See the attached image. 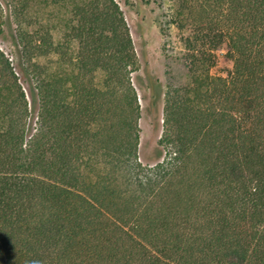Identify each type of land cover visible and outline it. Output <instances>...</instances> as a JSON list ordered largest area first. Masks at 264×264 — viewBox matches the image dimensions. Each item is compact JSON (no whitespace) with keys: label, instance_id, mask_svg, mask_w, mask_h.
Here are the masks:
<instances>
[{"label":"trees","instance_id":"trees-1","mask_svg":"<svg viewBox=\"0 0 264 264\" xmlns=\"http://www.w3.org/2000/svg\"><path fill=\"white\" fill-rule=\"evenodd\" d=\"M168 2L188 82L143 150L116 1L4 0L0 264H264V0Z\"/></svg>","mask_w":264,"mask_h":264},{"label":"rangeland","instance_id":"rangeland-1","mask_svg":"<svg viewBox=\"0 0 264 264\" xmlns=\"http://www.w3.org/2000/svg\"><path fill=\"white\" fill-rule=\"evenodd\" d=\"M127 22L135 52L138 57V71L132 75L136 88L141 116L139 120L141 148L151 150L162 130L163 93L169 87L188 82L183 61L184 49L180 43V32L169 24L170 4L168 0H115ZM4 0H0L1 20L4 30ZM33 15L41 18L38 11ZM8 37V34H5ZM0 50L8 57L13 55L11 44L0 37ZM216 60L210 75L226 77L232 63L226 57V46L215 52ZM31 102L32 90L23 84ZM37 109L31 107V117Z\"/></svg>","mask_w":264,"mask_h":264}]
</instances>
